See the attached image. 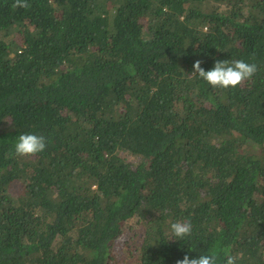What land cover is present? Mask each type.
Here are the masks:
<instances>
[{"label":"trees","instance_id":"16d2710c","mask_svg":"<svg viewBox=\"0 0 264 264\" xmlns=\"http://www.w3.org/2000/svg\"><path fill=\"white\" fill-rule=\"evenodd\" d=\"M14 3L0 0V264H118L124 223L144 232L139 264L225 248L264 264V0ZM227 59L258 71L227 89L192 74ZM25 133L46 149L18 156Z\"/></svg>","mask_w":264,"mask_h":264},{"label":"clouds","instance_id":"9594fccd","mask_svg":"<svg viewBox=\"0 0 264 264\" xmlns=\"http://www.w3.org/2000/svg\"><path fill=\"white\" fill-rule=\"evenodd\" d=\"M14 8H28L30 5L27 0H15L12 5ZM202 61L196 60L193 65L192 74H198L200 78L206 81L214 88H235L247 79H251L258 71L255 63H249L243 59L238 60H217L214 67L205 71L201 67ZM47 139L43 135L34 133L21 134L15 144V152L18 156H34L43 152L47 147ZM171 233L176 238L190 236L193 225L190 222H173L171 224ZM221 252L224 257L223 264H236L238 256L232 255L230 249L213 251L211 254H200L198 258H189L187 255L178 260L176 264H221Z\"/></svg>","mask_w":264,"mask_h":264},{"label":"rangeland","instance_id":"374dc122","mask_svg":"<svg viewBox=\"0 0 264 264\" xmlns=\"http://www.w3.org/2000/svg\"><path fill=\"white\" fill-rule=\"evenodd\" d=\"M125 157L126 155L123 154ZM127 160H132L129 155L126 156ZM20 185V182H16ZM130 223H124L119 237L114 241L110 253L118 264H139L141 261L140 247L143 242L144 232L141 228L134 229Z\"/></svg>","mask_w":264,"mask_h":264}]
</instances>
